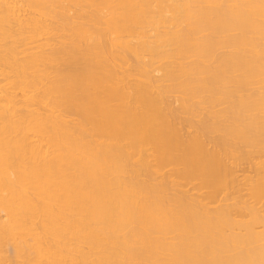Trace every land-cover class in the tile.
Segmentation results:
<instances>
[{
    "label": "bare ground",
    "instance_id": "6f19581e",
    "mask_svg": "<svg viewBox=\"0 0 264 264\" xmlns=\"http://www.w3.org/2000/svg\"><path fill=\"white\" fill-rule=\"evenodd\" d=\"M0 264H264V0H0Z\"/></svg>",
    "mask_w": 264,
    "mask_h": 264
},
{
    "label": "rangeland",
    "instance_id": "374dc122",
    "mask_svg": "<svg viewBox=\"0 0 264 264\" xmlns=\"http://www.w3.org/2000/svg\"><path fill=\"white\" fill-rule=\"evenodd\" d=\"M145 59L148 60V57L146 56ZM154 74L156 76H159L160 75V73H158V72H154ZM175 96L176 95L173 94L170 97V101L172 102V105H174V106L177 104L176 101L174 100V97ZM252 173H253L252 166L250 164H246L245 163V164H242L240 166L239 170L237 171V176L236 177H238L241 180V182H243L244 179H245V176L246 175H250ZM184 188L189 193L195 192V189L192 188L191 184L186 185ZM247 192L248 191H247V189L245 187L240 191V193L242 195H245V196H247ZM231 196L232 195H230V193L229 194H221L220 197H219V199H218V201H216L215 203H213V206L214 205H220V204H223L225 202H231V201H233V198ZM229 197H231V198H229Z\"/></svg>",
    "mask_w": 264,
    "mask_h": 264
}]
</instances>
